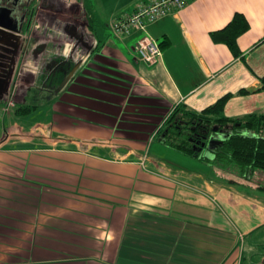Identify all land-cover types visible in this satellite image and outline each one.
I'll list each match as a JSON object with an SVG mask.
<instances>
[{"label":"crops","instance_id":"0c3cea01","mask_svg":"<svg viewBox=\"0 0 264 264\" xmlns=\"http://www.w3.org/2000/svg\"><path fill=\"white\" fill-rule=\"evenodd\" d=\"M146 1L95 0L104 26L88 31L82 6L77 25L64 23L79 37L49 25L28 46L15 107L0 99V264H264V189L216 178L155 140L182 104L201 112L232 94L226 117L264 113V0H194L149 24L169 42L153 64L134 50L142 32L117 40L109 27ZM237 13L249 22L243 59L212 38ZM53 34L73 46L51 50ZM79 61L61 91L49 89ZM44 83L52 96L18 112ZM249 239L257 260L243 255Z\"/></svg>","mask_w":264,"mask_h":264},{"label":"trees","instance_id":"16d2710c","mask_svg":"<svg viewBox=\"0 0 264 264\" xmlns=\"http://www.w3.org/2000/svg\"><path fill=\"white\" fill-rule=\"evenodd\" d=\"M82 5L86 12L88 31H93L97 23L92 14L93 0H82ZM248 29V20L237 13L225 28L213 32L212 38L215 42L227 44L236 58L243 59L237 40ZM161 45L166 47L169 42L165 40ZM261 82L264 89V77ZM231 96H223L201 112L184 104L178 105L158 129L155 140L186 158L198 161L216 178H225L230 183L258 185L264 189L261 183L264 180L259 179V176L264 175V113H253L241 118L226 117L224 108ZM38 108V105L20 106L17 111L26 114ZM220 135L225 136L223 142L209 147L210 140ZM203 143L206 145L203 146ZM204 150L207 153H200Z\"/></svg>","mask_w":264,"mask_h":264},{"label":"built area","instance_id":"2783aa9c","mask_svg":"<svg viewBox=\"0 0 264 264\" xmlns=\"http://www.w3.org/2000/svg\"><path fill=\"white\" fill-rule=\"evenodd\" d=\"M192 1L194 0H148L140 2L132 14L117 18L110 24V35L113 39L120 40L133 32H142L134 45V50L143 62L156 63L162 58V45L160 41L148 33L149 24L171 12L182 10ZM11 106H15L13 100H10L7 105V107ZM6 110H10V108H6ZM240 237L244 240L242 234Z\"/></svg>","mask_w":264,"mask_h":264},{"label":"flooded vegetation","instance_id":"af4514ba","mask_svg":"<svg viewBox=\"0 0 264 264\" xmlns=\"http://www.w3.org/2000/svg\"><path fill=\"white\" fill-rule=\"evenodd\" d=\"M0 8V10H3L0 12V20L3 18L2 14L5 16L6 13L8 15L10 14L12 20L6 23L10 26L18 25V27H22L24 40L28 37L26 46L20 49L22 56L23 52H25L27 56L32 53L30 51L28 52V46L30 44L36 45L34 50L40 47L41 42L49 34L48 29L50 27L49 25H51V20L63 26L65 22H72L73 25H77V21L73 22L70 20L72 18H67L65 16L64 12L60 9L58 0H0ZM37 20L40 22L39 26L34 23V21ZM39 28L40 30L37 31L36 29ZM66 28L71 35H76L77 32L73 29L74 26H67ZM196 150L199 151V148H196ZM205 152L206 150H204V152L200 151V153L203 154H205Z\"/></svg>","mask_w":264,"mask_h":264},{"label":"rangeland","instance_id":"374dc122","mask_svg":"<svg viewBox=\"0 0 264 264\" xmlns=\"http://www.w3.org/2000/svg\"><path fill=\"white\" fill-rule=\"evenodd\" d=\"M93 2H94V5H95L96 4L95 0H93ZM58 3H59V6H60V9L62 10V12H64V14H65V16L67 18H72L70 20H72L73 22L80 21V19H82V15H84L83 8H81L83 6L82 5V0H58ZM80 10H82V11L80 12ZM37 22H39V21H37ZM102 26H104V24L101 25V24H99L97 22V23L94 24L93 27L98 29V28H101ZM51 28H58V30L60 29L64 33L66 32V30H65L66 27H64L60 23H57L54 20H51ZM36 30L38 31V30H40V28L36 29ZM51 37L54 39V40L53 39L52 40H53V42H55V44H56V42L60 43V39H59V37L56 34H53ZM26 42H27V39L25 40L24 46H26ZM63 43H65L64 47L61 46V44H56L55 48L50 47V49L51 50H55V49L59 50V48H63L64 50L66 49V51H68V48L72 47L73 44H74L73 41L72 40L70 41L69 39L64 40ZM41 44H42V42H41ZM59 45H60V47H59ZM28 52H29V50H28ZM17 57H18V60H17L16 66L20 65L21 66V71L18 73V75H17L16 71L13 74L10 86L8 88V93L6 94V96L4 95L3 98H2V99H5V103H6V105H5L6 107H4V108L12 109L13 107H15V106L7 107V105L9 104L10 100H13V102L16 105V101L20 97V94H21V91H22V86L24 85L23 81H22V78H24V76L26 75V72H25L27 70L26 66L29 65V61L31 60V57L25 55V52H23V56H22L21 55V51H19V54H18ZM30 67L31 66H29L27 68H30ZM33 67H35V66L33 65ZM16 77H19L18 80H15ZM62 81L63 80H62V78L60 76L59 77L56 76L54 79L48 80L47 83H48L49 89H51V87H52L54 89V91H56V89L60 86ZM36 86H38V84ZM46 86H47L46 83H44L40 88L34 89L30 93L28 92V96L30 98L37 99L36 102H31V100L28 99V102L35 103V105H42L43 104L42 102L44 101V99L46 97L52 96V95H49L50 93H49V90L47 88H45ZM25 96H27V94H25ZM261 183L264 184V182H261ZM251 240L252 239H249L246 242L241 241V243L243 242L242 243V251H244L243 255L245 257V260H249L250 257H254L257 260V258H256L257 253L262 251V249H258L257 248V245L255 244L254 241L251 243ZM254 264H256V263H254Z\"/></svg>","mask_w":264,"mask_h":264},{"label":"water","instance_id":"95a60500","mask_svg":"<svg viewBox=\"0 0 264 264\" xmlns=\"http://www.w3.org/2000/svg\"><path fill=\"white\" fill-rule=\"evenodd\" d=\"M1 11L3 10H0V12ZM2 17V20H0V99H2L3 96L8 93V88L10 86L13 74L17 68V56L19 51H21L20 49L23 48L25 44V38H23L21 29L22 27H18V25L10 26L8 23H6L12 20L10 14L8 15L6 13V16L2 14ZM73 29L78 33H76V36L79 37V30L75 26ZM80 66L81 61L76 62L70 71H65V78L61 82L60 86L56 89L55 93L61 91L74 78V75ZM224 137V135H220L219 138H212L209 142V147L211 145L222 143ZM205 145L206 143H203V146Z\"/></svg>","mask_w":264,"mask_h":264}]
</instances>
